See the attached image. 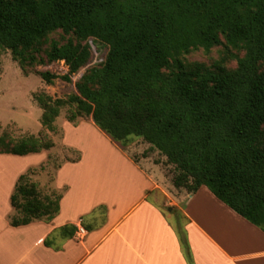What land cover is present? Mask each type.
<instances>
[{
    "label": "trees",
    "instance_id": "16d2710c",
    "mask_svg": "<svg viewBox=\"0 0 264 264\" xmlns=\"http://www.w3.org/2000/svg\"><path fill=\"white\" fill-rule=\"evenodd\" d=\"M58 29L73 37L54 41L47 57L66 62L61 77L67 81L89 63L90 39L107 53L67 99L37 97L43 126L53 129L60 108L74 103L70 122L91 117L122 147L131 136L142 137L174 165L176 188L194 192L205 185L264 231V0H0V52L9 49L21 66ZM221 36L227 46L245 50L236 68L228 69L225 58L213 67L183 61L191 49L223 43ZM40 75L47 83L58 77ZM53 145L34 134L18 140L0 134V154ZM26 177L19 176L11 195L22 214L11 218L14 226L51 220L59 211L60 196L36 197ZM59 230L70 235L76 226ZM182 232L185 256L194 264Z\"/></svg>",
    "mask_w": 264,
    "mask_h": 264
},
{
    "label": "crops",
    "instance_id": "0c3cea01",
    "mask_svg": "<svg viewBox=\"0 0 264 264\" xmlns=\"http://www.w3.org/2000/svg\"><path fill=\"white\" fill-rule=\"evenodd\" d=\"M88 120L94 129L93 120ZM76 127L64 122L62 143L77 150L79 158L56 171L55 187L64 190L51 220L11 224L17 213L11 195L18 178L45 160V151L0 154V163L18 165L0 176L5 205L0 210V264H189L180 230L186 232L194 264H264V231L207 186L194 192L176 188L160 163L131 156L130 146L105 140V147L92 151L68 137L66 129H82ZM39 157L43 159L36 162ZM103 158L111 170L96 168ZM178 205L186 220L183 225H175L163 210ZM99 207L104 208L101 220ZM65 225L76 230L62 235L59 229ZM80 227L86 232H79Z\"/></svg>",
    "mask_w": 264,
    "mask_h": 264
},
{
    "label": "rangeland",
    "instance_id": "374dc122",
    "mask_svg": "<svg viewBox=\"0 0 264 264\" xmlns=\"http://www.w3.org/2000/svg\"><path fill=\"white\" fill-rule=\"evenodd\" d=\"M69 37L73 36L66 35L60 29L49 33L42 40V43L32 50L34 59H31L32 56H30L22 60L23 66L14 59L9 49L0 52V134L3 133V131H7L14 140L23 139L27 135L34 134L40 136L43 140L50 139L54 143L52 147L42 150L45 151L47 155L46 159L30 168L26 172L27 177L24 180V184L34 192L36 197L41 199H45L46 196H51L53 198L60 196L64 187L59 189L55 187L56 171L63 163L77 160L79 158V152L62 143L65 133L63 132L64 122H70L67 116L76 110V105L74 103L64 104L60 108V113L53 123V129H49L41 123L44 111L37 97L44 94L50 96L53 100L57 98L67 99L68 96L77 92L76 82L86 70L93 66L100 65L105 60L107 53L106 47L90 39L88 43L91 46L92 54L89 63L77 73L73 74L71 76V81H67L61 76L68 73V65L64 60H48L47 51L54 41L63 44ZM221 40L223 43L215 45L210 49H205L203 47L191 49L188 53L182 55L183 61L186 64L199 63L206 67H213L215 62L225 58V65L228 69L236 68L238 58L245 55V50L241 46H227L223 36H221ZM262 70H264V65H262ZM45 71L55 73L58 77L51 83H47L40 75L41 72ZM90 118L91 117H78L75 123L70 122L72 126H77L76 128H78V130H80L81 126L82 129L80 131H72L74 129L67 131L66 129L68 137L76 138L75 140L81 145H89L88 148H92V151L97 148L100 149L105 147V140H110L121 146L120 143L113 141L107 134L98 129L97 126L94 125V129H92L88 125V119ZM81 120H85V123L78 127ZM101 136H104L105 139ZM129 146L132 152L131 156L136 158L146 156L149 160L160 163V165L165 168L167 174H171L172 177L176 173L174 165L167 162L166 156L159 150L151 147L142 137L131 136L128 144L124 147L127 149ZM2 156L10 155L6 154ZM1 158L3 157H0V159ZM42 159V157H39L36 162ZM13 167L17 168L18 165L13 162L0 163V176H4L3 171L11 172V170L15 169ZM109 167L110 163L106 158H103L102 165H98L96 168L101 172L103 169L111 170ZM4 208L5 205L1 194L0 210ZM181 208L182 205H178L175 206L173 210H169L168 207L164 206L163 210L165 214L169 215L175 225H183L186 220L182 216ZM97 210L98 218L100 219V217L102 218L100 215L104 208L99 207ZM13 217L16 220H20L22 214L17 211ZM41 219H46V216ZM96 223L97 222L94 224L96 225ZM182 233L186 234V232Z\"/></svg>",
    "mask_w": 264,
    "mask_h": 264
},
{
    "label": "built area",
    "instance_id": "2783aa9c",
    "mask_svg": "<svg viewBox=\"0 0 264 264\" xmlns=\"http://www.w3.org/2000/svg\"><path fill=\"white\" fill-rule=\"evenodd\" d=\"M79 232H81V233H85L86 230H85L83 227H80V228H79Z\"/></svg>",
    "mask_w": 264,
    "mask_h": 264
}]
</instances>
